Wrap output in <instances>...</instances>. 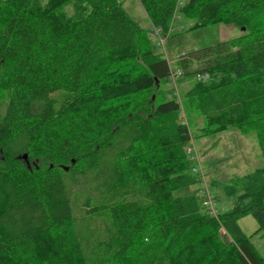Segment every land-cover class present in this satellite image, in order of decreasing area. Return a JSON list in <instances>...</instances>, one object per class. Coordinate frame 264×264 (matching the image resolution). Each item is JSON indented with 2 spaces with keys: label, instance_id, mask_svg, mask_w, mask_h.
I'll return each mask as SVG.
<instances>
[{
  "label": "trees",
  "instance_id": "obj_1",
  "mask_svg": "<svg viewBox=\"0 0 264 264\" xmlns=\"http://www.w3.org/2000/svg\"><path fill=\"white\" fill-rule=\"evenodd\" d=\"M139 1L163 33L178 10L244 29L178 54L210 78L157 101L174 69L118 0H0V264H264L238 225L264 232V164L220 184L217 217L172 196L199 182L188 114L254 131L264 160V0Z\"/></svg>",
  "mask_w": 264,
  "mask_h": 264
},
{
  "label": "rangeland",
  "instance_id": "obj_2",
  "mask_svg": "<svg viewBox=\"0 0 264 264\" xmlns=\"http://www.w3.org/2000/svg\"><path fill=\"white\" fill-rule=\"evenodd\" d=\"M118 1L156 43L157 35L153 33L152 23L140 1ZM185 1L182 0V5ZM68 10H72V8L69 6ZM194 24L195 19L186 14L181 15L178 10L170 24L169 31L167 33L160 32L161 34H159L164 38V46H159L156 43V50L163 53L173 69L177 67L178 54L235 37L242 32L240 27L232 23H209L201 27ZM193 82L192 76L177 75L175 80L168 78L161 85L157 84L156 89L150 91L149 94L147 93L146 96H148V99L151 96L152 100L157 101L164 99V97L171 99L175 96L182 100ZM188 121L191 140L187 143V147L192 148L197 157V160L189 161V171L195 173L201 167L206 180L211 184L210 187L216 198L218 210L220 212L226 211L231 207V202L227 199L223 190L219 188L220 184L228 182L234 177L252 172L264 164L256 134L254 131L243 133L237 128H228L218 133L200 136L199 130L204 123L203 118L192 113L188 114ZM194 169H196L195 172ZM200 188V183L195 182L188 187L175 190L172 196L196 194ZM199 202L201 203L200 199ZM238 225L249 236L250 241L264 260V232L256 231L259 227L258 222L251 214H247L238 220ZM219 237L223 242H229V236L223 229L219 230Z\"/></svg>",
  "mask_w": 264,
  "mask_h": 264
},
{
  "label": "built area",
  "instance_id": "obj_3",
  "mask_svg": "<svg viewBox=\"0 0 264 264\" xmlns=\"http://www.w3.org/2000/svg\"><path fill=\"white\" fill-rule=\"evenodd\" d=\"M153 33H155L157 35V44L159 46H164V38L161 37L160 30L153 27ZM178 57V55H177ZM177 75H181V71L180 69L176 68L171 72V79L175 80V77ZM195 80L197 81H208L209 80V74L208 73H196L193 77ZM187 155L190 157V160H197L196 155L193 153L192 148H188L186 150ZM196 171V169H194V172ZM198 176V181L200 183L201 188L196 192V196L199 197L200 201H201V205L204 208V210L210 214L213 217H217L219 210L217 208V201L216 198L214 197L210 184L209 182L206 180V177L201 169V167L199 168V170H197L195 172Z\"/></svg>",
  "mask_w": 264,
  "mask_h": 264
},
{
  "label": "water",
  "instance_id": "obj_4",
  "mask_svg": "<svg viewBox=\"0 0 264 264\" xmlns=\"http://www.w3.org/2000/svg\"><path fill=\"white\" fill-rule=\"evenodd\" d=\"M243 29H244V27H242V30H243ZM22 158H23L24 160H27V155H26V154H23ZM65 169H67V167H65Z\"/></svg>",
  "mask_w": 264,
  "mask_h": 264
}]
</instances>
